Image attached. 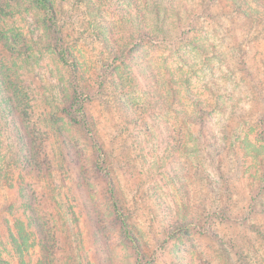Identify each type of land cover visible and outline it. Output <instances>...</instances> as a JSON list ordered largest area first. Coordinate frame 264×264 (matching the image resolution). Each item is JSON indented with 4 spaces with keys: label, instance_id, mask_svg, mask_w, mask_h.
Returning <instances> with one entry per match:
<instances>
[{
    "label": "rangeland",
    "instance_id": "obj_1",
    "mask_svg": "<svg viewBox=\"0 0 264 264\" xmlns=\"http://www.w3.org/2000/svg\"><path fill=\"white\" fill-rule=\"evenodd\" d=\"M61 3L66 47L106 72L103 89L80 80L102 152L63 113L72 105L71 78L43 14L31 0L7 2L9 15L0 20V264H20L10 238L18 233L27 239V264H264V166L249 157L240 168L230 143L238 135L264 153V31L214 10L203 39L216 57L204 60L189 47L119 46L127 64L112 73L105 67L114 46H104L102 21L80 0ZM95 4H107L104 18L116 22L108 0ZM170 71L185 97L219 104L209 108L206 130L192 117L193 154L174 145L181 131L170 130L168 110L154 100ZM189 98L184 107L194 113ZM96 162L108 171L126 229ZM254 177L262 183L249 191Z\"/></svg>",
    "mask_w": 264,
    "mask_h": 264
},
{
    "label": "trees",
    "instance_id": "obj_2",
    "mask_svg": "<svg viewBox=\"0 0 264 264\" xmlns=\"http://www.w3.org/2000/svg\"><path fill=\"white\" fill-rule=\"evenodd\" d=\"M63 1L65 0H31L35 8L43 14L50 46L55 52L58 60L67 68L70 74L73 98L72 105L69 110H66L65 112L63 110V113L70 118L69 121L71 123L80 125L90 137V140L94 142L97 151L102 152L97 126H95L96 124L88 116L85 109L87 102L81 94L80 80L85 77L86 80L98 84V88L103 89V80L106 72L103 71V66H100V68H94L91 66L90 68L87 63L79 60L81 58L77 56L78 54L76 51L66 47V42L64 40L65 34L62 26L59 24V17L62 13L59 6ZM80 1L85 4L87 12L92 14L93 18L96 20L99 18L98 20L102 21L99 23V27L100 29L104 28L108 36V40L104 41V46H114L107 52L111 64L105 67L110 68V70L113 71L112 73H114L118 67L127 64L124 56L119 54V46H135V48H139L140 46L146 47L148 45L155 47L167 46L170 47V51L172 50L173 52H176L182 47H189L190 51L195 52L204 60L208 61L209 59L216 57L217 52L214 50L215 45L210 44L203 39L205 38L203 34V27L206 25L204 24L206 21L205 17L216 20V14H213L214 10H223L227 15L242 16L247 23L251 24L247 27L248 31L254 27V24L258 26L261 31H264L263 0H220L219 4L214 3L213 0H108V3H110L109 7L115 12L116 17V19H114L116 22L112 24L105 20L104 12H102L107 7V4L96 5V0ZM7 2H17V0H0V20L2 17L9 15L7 9L10 8V5L6 4ZM215 23L217 22L215 21L214 24ZM99 32H101V30ZM101 34L103 33L101 32ZM118 34L119 38L116 40V35ZM239 49H241V46H239ZM178 56L182 57V55ZM241 63L243 66L246 65V58H244V61H241ZM173 72L174 71H170V79L169 77L168 79H165L166 84L163 88V94H158V97H154V100L158 105L161 104L165 110H168L170 121H173L170 122V130L187 132L186 136L189 139L185 137V135L183 136V133L180 132L181 136L174 135L172 141L174 145L177 146V149L184 151L182 154L189 155L193 154L194 151V148H192L193 145H191V148H188V141L190 142V136H188L190 135V130L188 126L194 124L192 117L196 118V125H198L200 129L206 130L207 118L210 116L209 108L215 109V106L216 109H219V104L218 102H214V104H204L198 95L191 94L190 96L185 97L182 88H180L181 82L173 77ZM112 73L110 75H112ZM156 81L158 83V80ZM121 87L124 89V86ZM185 98H189V100L193 102L195 108L194 113L188 112L184 107L185 104L183 103V100ZM159 99L161 102L157 101ZM138 109V114L136 113V115L139 117L143 116L145 114L144 108ZM77 117H79V119H77ZM231 136L234 137V140H230V143L234 145L231 151L237 160L240 158L241 161H238L240 168L243 167L245 163L243 158L248 161L249 157H252L260 168L264 166V153L260 147H255L254 144H251L246 138L234 134H231ZM178 138L181 140L177 141L176 139ZM209 139L211 140L214 138L213 136H209ZM178 144L182 145V148H179ZM211 145H214L217 148L215 139L212 140ZM206 146H208L207 143ZM203 152L205 153V156L209 158L208 151L203 150ZM219 158L220 157H218V159ZM249 165L250 164L246 165V170L249 169ZM95 168L107 179L109 195L110 198L114 200L112 207L118 221L126 229L128 225L123 216L121 217L122 211L116 201V191L109 179L108 171L104 163L99 164V162H96ZM217 168L221 169L220 160L217 163ZM230 176L231 174H229V177ZM255 179L256 177L248 182L247 186L249 191L252 190L253 186L257 187L262 183L261 181L259 182V180L258 183L255 182ZM222 213L225 215V219H231L232 212L229 211L227 206ZM235 217H233L234 220H236ZM15 235L16 236L10 234V238L14 244L15 251L18 253L20 264H27L25 261L27 239H25L21 233Z\"/></svg>",
    "mask_w": 264,
    "mask_h": 264
}]
</instances>
